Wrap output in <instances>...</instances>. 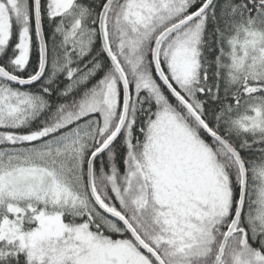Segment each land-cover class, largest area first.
Here are the masks:
<instances>
[{
	"label": "snow or ice",
	"instance_id": "obj_1",
	"mask_svg": "<svg viewBox=\"0 0 264 264\" xmlns=\"http://www.w3.org/2000/svg\"><path fill=\"white\" fill-rule=\"evenodd\" d=\"M0 264H264V0H0Z\"/></svg>",
	"mask_w": 264,
	"mask_h": 264
}]
</instances>
